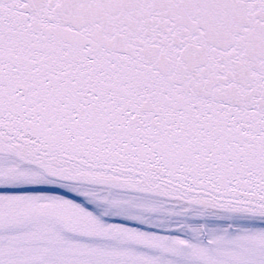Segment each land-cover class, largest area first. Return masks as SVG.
Listing matches in <instances>:
<instances>
[{
	"label": "snow or ice",
	"instance_id": "snow-or-ice-1",
	"mask_svg": "<svg viewBox=\"0 0 264 264\" xmlns=\"http://www.w3.org/2000/svg\"><path fill=\"white\" fill-rule=\"evenodd\" d=\"M0 264H264V0H0Z\"/></svg>",
	"mask_w": 264,
	"mask_h": 264
}]
</instances>
